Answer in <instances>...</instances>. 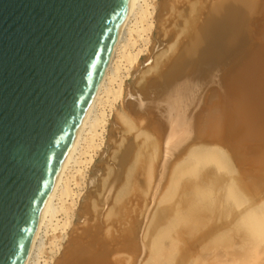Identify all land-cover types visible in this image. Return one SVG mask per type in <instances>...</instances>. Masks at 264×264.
I'll use <instances>...</instances> for the list:
<instances>
[{
  "label": "bare ground",
  "instance_id": "1",
  "mask_svg": "<svg viewBox=\"0 0 264 264\" xmlns=\"http://www.w3.org/2000/svg\"><path fill=\"white\" fill-rule=\"evenodd\" d=\"M192 1L133 0L25 264L264 261V0H213L204 20L198 15L207 0L198 9ZM253 4L258 16L248 36ZM175 9L180 18L171 16ZM168 12L190 32L182 48L180 33L177 44L159 48ZM162 48L175 53L160 70L159 62L150 67L156 76L143 72L153 53L166 56ZM139 72L150 78L136 82ZM116 126L124 139L114 144L115 164L109 158L111 168L108 162L99 175ZM141 189L143 222L126 198ZM82 219L91 224L79 234Z\"/></svg>",
  "mask_w": 264,
  "mask_h": 264
},
{
  "label": "water",
  "instance_id": "2",
  "mask_svg": "<svg viewBox=\"0 0 264 264\" xmlns=\"http://www.w3.org/2000/svg\"><path fill=\"white\" fill-rule=\"evenodd\" d=\"M133 0H0V264H25Z\"/></svg>",
  "mask_w": 264,
  "mask_h": 264
},
{
  "label": "rangeland",
  "instance_id": "3",
  "mask_svg": "<svg viewBox=\"0 0 264 264\" xmlns=\"http://www.w3.org/2000/svg\"><path fill=\"white\" fill-rule=\"evenodd\" d=\"M178 1H179V0H178ZM180 1H181V0H180ZM186 1H187V0H186ZM193 1L195 2V0H193ZM193 1H192V2H193ZM203 1H204V0H203ZM203 1H202V0H201V2L199 1V4H200L199 6H197V5H198V3H197L198 0L196 1V4H197V5H196V9H198L201 5H203ZM211 1L213 2V0H209V3H208V0H207V2H206L207 4L205 3L206 7H205V5L202 6V9H201V7H200V10H201V11H200V13H201L200 15H201V16L198 15V16L200 17V20H204V18L207 17V14H208V12H209V5L212 4ZM215 1H218V0H215ZM222 1H223V0H220V2H222ZM224 1H225V0H224ZM259 2H260V0H258L257 4H259ZM201 3H202V4H201ZM257 4H256V5H255V4L251 5V6L249 7L247 13H246V17H245V29H246V31L248 32V36H249V32H251V28H253L252 25H251V23H252L253 20L258 16V14H257V8H258V5H257ZM255 9H256V10H255ZM175 10H176V9H175ZM170 11H171V10H170ZM195 11H196V10H195ZM172 12H173V10H172ZM174 12H175V11H174ZM174 12H173V14H175ZM176 12H178V14L176 13L175 15H171V16H175V17H177V16L179 15V18H180V14H179L180 11L176 10ZM195 13H197V12H195ZM167 14H169V15H165L166 17L164 16L163 20L166 21V18H167V19L170 21L171 18H172V20L175 18V17H171V18H169V17H170V14H172L171 12H168ZM193 14H194V13H193ZM194 15H195V14H194ZM194 15H191V17L189 16V19H188V20L191 21L192 16H194ZM167 16H168V17H167ZM201 18H202V19H201ZM177 19H178V18H177ZM163 20H162V22H161L162 24H160V29H159V34H160V36H159V42H161L159 48H161V46L163 47V45H164V47H165V44H166V47H165V48L168 47L167 45H171L170 42L173 41V38H174V40H175V38H176L175 36H177V33H178V35H179V33H180L181 38L178 36V37L176 38L177 40H175V41H178L179 38L182 39V40L185 39L184 42H183L182 40H179L180 42L178 41V44L181 43V48H182V47H183V46L189 41V38H190V32L187 31V27L185 26L186 30H184L185 28L180 29V28L182 27L181 25H179V26H181L180 28H179V26H178V28L175 27V24H176V22H177V21H175L176 18H175L173 21L171 20V22H167V21H168V20H167V21H166L167 23H166L165 21H164V23H163ZM178 21H181V19H180V20L178 19ZM249 21H250V22H249ZM262 22H263V21H260V23H258V26H260V25L262 24ZM168 23H171V25L168 24ZM172 23H174L173 26H172ZM178 23H179V22H177V24H178ZM263 23H264V22H263ZM165 24H166V25H165ZM177 24H176V25H177ZM161 25H162V26H161ZM167 25H168V27H169V30L167 29L168 27H166ZM184 25H185V24H184ZM184 25H183V26H184ZM164 26H165V27H164ZM171 26H172V27H171ZM161 27H162V28H161ZM170 27H171L172 29H170ZM175 28H177V29H176L177 32L175 33V35H173L172 32L175 31V30H174ZM163 29H165V30L167 29V32H166V33H167L169 36L166 34L167 36L165 35V38H166V42L169 41V42H168L169 44L166 43V42H164V44H163V42H162L163 40H165V38L163 37L164 34H165V30L162 31ZM178 29H179L180 31H182V30H183V31L180 32ZM171 30H172V32H170L171 34H169L168 32L171 31ZM178 31H179V32H178ZM186 31H187L188 33H187ZM162 33H163V34H162ZM183 33H184V34H183ZM185 33H186V34H189V35H185ZM170 35H172V36H170ZM185 36H186V37H185ZM161 37H163V38H161ZM168 37H169V38H168ZM182 37H184V39H183ZM188 37H189V38H188ZM186 38H188V39H186ZM160 39H161V40H160ZM175 41H173V42H175ZM173 42H172V45L175 47L176 45L173 44ZM175 43H176V42H175ZM182 43H183V44H182ZM176 44H177V43H176ZM169 47H171V46H169ZM176 47H178V46H176ZM176 47H175V48H176ZM175 48H174V49H175ZM167 49H168V48H167ZM167 49H166V50H167ZM157 50L160 51V49H157ZM170 51H171V52H170ZM172 51H173V50H172V49L170 50V48H169V52L171 53V54H169L170 56L173 55V54L175 53V52H174V53L172 54ZM160 52H164L166 56L164 57V55H162L163 53L161 54ZM160 52H158V53H160L161 57H162V56H163V57L160 58V57H158V56H160V55L157 54V55H158L157 57H158V60H159V61H156L157 59H155V58H157V57H154V56H156V55H155V53H153L154 56H153V55L151 56V58H153V59L150 58L149 60H146V63H145V65L143 66V69H142L143 72H144V71L148 72L146 69H147V68H150L151 66L153 67V65H155L156 62H159V63H157L155 66H156L157 68H159V70H160L159 65H163V64L165 63V61H163L164 58H166V57L168 58V56H169V55L167 54V51L165 52L163 48H162V51H160ZM167 55H168V56H167ZM170 56H169V57H170ZM161 60H162V61H161ZM166 60H167V59H166ZM160 62H162V64H161ZM163 62H164V63H163ZM168 62H169V61H168ZM155 66H154V67H155ZM154 67H153V68H154ZM161 67H162V66H161ZM156 70H158V69H156ZM156 70H155V71H156ZM149 71H150V72H148V73H149V74L151 73V76H152V74L154 75V74H156V73L158 72V71L155 72L154 69H153V71L155 72V73H154V72L151 70V68H150ZM151 71H152V72H151ZM146 72H145V73H146ZM148 73H146L147 76H146V75H142V76H141V73L139 72V74H137V76H136V78H135V81L138 82V81L140 80V82H142L141 79H140L141 77H144V79L142 78V80H145V77H146V78H150V75H149ZM148 75H149V77H148ZM138 76H139L140 78H138ZM154 76H156V75H154ZM138 79H139V80H138ZM138 83H139V82H138ZM141 84H142V83H141ZM120 125H121V124H120ZM116 127H117V128H118V127L121 128V126H116ZM117 128H115V129H116L117 132L119 131L118 133H117L115 130L113 131L114 135H113L112 138H113V141H114V142L112 141L113 144L111 143V145H112V146H111V150L108 151V153L105 155V159H104V161H102V162H106V164H105V163L103 164L102 162L99 164V165H100V166H99V168H100L99 170H100V171L103 170V169H104V170H105V169H108V168H107V165H108V162H109V160H110L109 158H112L114 161H113V162H112V160H110V161L113 163V165L115 164V158H113V157L116 156L117 154H116V155H115V154L113 155V153L118 152V150L116 151V149H118L117 147L120 148V146H121V145H119L118 140L120 139L119 141L121 142V141L124 139V136H123V138L121 137V136L124 134L123 131H121L120 128H118V129H117ZM120 131L122 132V135H120ZM132 133H133V132H132ZM132 133H130L129 135H130V136H133L134 133H133V134H132ZM117 134H118V135H117ZM119 135H120V136H119ZM129 135L126 134V136H128V137L125 136V137H126L125 139L129 138V137H130ZM115 136H116V137H115ZM114 137H115V139H114ZM119 137H120V138H119ZM130 138H131V137H130ZM117 139H118V140H117ZM131 139H132V138H131ZM132 140H133V142H134V136H133V139H132ZM132 140H130V141H132ZM135 142H138L137 145L140 144V146H139V148H140V147H141V144H142L143 141L141 142V139H140L139 141H137V139H135ZM135 142H134V143H135ZM139 142H140V143H139ZM115 143H117L118 146H117V144H115ZM114 144H115L117 147H116ZM135 144H136V143H135ZM113 145H114L115 147H114ZM142 146H144V145L142 144ZM112 147H113L114 149H115V148H116V149L114 150ZM136 147H138V146H136ZM141 149L147 150L145 147H144V148H140V150H141ZM144 150H142V151H143V153H144V155H145V153L148 152L149 148H148V150H147L146 152H145ZM112 151H115V152H112ZM110 153H111V154H110ZM148 153H149V152H148ZM148 153H146V154H147V155H150V154H148ZM109 154H110L111 156H109ZM107 155H108V156H107ZM142 155H143V154H142ZM112 156H113V157H112ZM106 158H108V159H106ZM143 159H144V156H143ZM102 164H103L104 166H103ZM101 165H102V167H101ZM109 165H110V168H111L112 164H111L110 162H109ZM109 165H108V167H109ZM100 171H98V174H99V175L102 173V171H101V172H100ZM105 171H106V170H105ZM105 171H104V172H105ZM105 173L107 174L108 172H105ZM104 176H105V174L103 173V178H105ZM101 178H102V176H101ZM102 182H103V183H102ZM103 184H104V181H101V184H100V185L102 186ZM101 186H100V187H101ZM102 190H103V186L100 188V191H101V192H102ZM141 190H142V189H141ZM100 191H99V192H100ZM142 191H143V190H142ZM142 191H141V192H142ZM99 192H98V194H99ZM101 192H100V194H101ZM104 192H105V191H104ZM143 193H144V194L138 192V195H133V196H131V194L128 193V194L130 195V198H128V196H126L127 194L125 195L126 198H127V202L129 201V203H130V202L133 203V204H132V206H133V208H132V212H135V208H136V212H135V213H136L137 215L139 214V213H137V212H139V208H140V212H141V211H143V210L145 211L144 206H145V207L147 206V205H146L147 202H145V201L147 200V198L145 199L146 196H145V192H144V191H143ZM98 194H97V196H98ZM100 194H99L98 197H96V198H94V199H97V198L100 199ZM140 194H142V195H140ZM139 195H140V196H139ZM132 197H135V198L138 197V198H137L138 200H134V201H133V200H132V199H133ZM141 197H142V200H143V201L140 199ZM126 198H125V199H126ZM131 198H132V199H131ZM135 198H134V199H135ZM101 199H102V198H101ZM139 199H140L142 202H141ZM144 199H145V201H144ZM122 200H123V201H122ZM94 201H95V200H94ZM94 201L92 200L91 202H94ZM121 201H122L123 204L126 202V201H124V196H123V199H121ZM121 201H119V203H120ZM136 201H137V202H136ZM138 201L140 202V204H137V203H139ZM91 202H90V205L93 204V203H91ZM135 202H136V203H135ZM143 202H144V203H143ZM112 203H115V202L112 201ZM131 203H130V204H131ZM142 203H143V204H142ZM134 204H136V206H135ZM112 205H113V204H112ZM116 205H117V203H116ZM120 205H122V204L120 203ZM91 206L93 207V205H91ZM99 206H100V204H99ZM99 206H98V209H97V210H99V209H100V210H101V209L103 210V206H104V205H101V206H100L101 208H100ZM117 206H119V205H117ZM140 206H143V207H140ZM92 207H91V208H92ZM111 207H112V206H111ZM104 208H105V207H104ZM141 208H142V210H141ZM92 210H93V208H92ZM92 210H91V212H93V214H94L96 210H95V211H92ZM102 210H101V211H102ZM106 210H107V209L105 208V209H104V213H105V214H106ZM137 210H138V211H137ZM91 212H88V213H91ZM136 214H133V213H132L131 215H132V217H133V216L136 217V216H135ZM95 215H96V214H95ZM95 215H94L92 218L88 219V220H90V221L95 220V221H96V219H95V218H96ZM106 215H107V214H106ZM96 216H97V215H96ZM141 216H142L141 218L144 219L142 213H141ZM94 217H95V218H94ZM106 217H107V216H106ZM138 217H139L138 220H139V221L141 220V222H143V220L140 218V214L138 215ZM138 217H136V218H138ZM102 218H103V217H102ZM103 219H105V215H104V218H103ZM107 219H108V218H107ZM84 220H85V219H82V220L80 221V227H79V230L77 231V232H79V234L83 232L82 229L84 228V226H87L88 223H89V225H90L91 223H94V221L90 223V221H84ZM138 220H137V221H138ZM105 221H106V219L104 220V222H105ZM107 221H108V220H107ZM84 222H85V223L87 222L86 225H85ZM80 231H81V232H80ZM77 234H78V233H77ZM262 259L264 260V255H263V258H262ZM263 262H264V261H263ZM263 262L260 261L259 264H264Z\"/></svg>",
  "mask_w": 264,
  "mask_h": 264
}]
</instances>
